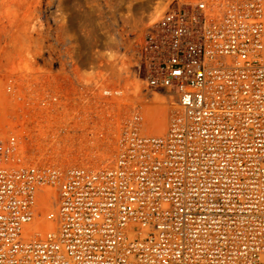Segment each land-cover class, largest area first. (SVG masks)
<instances>
[{
    "label": "built area",
    "instance_id": "obj_1",
    "mask_svg": "<svg viewBox=\"0 0 264 264\" xmlns=\"http://www.w3.org/2000/svg\"><path fill=\"white\" fill-rule=\"evenodd\" d=\"M157 25L147 85L178 105L163 134L135 112L112 164L62 168L0 131V264H264V0L183 2Z\"/></svg>",
    "mask_w": 264,
    "mask_h": 264
},
{
    "label": "rangeland",
    "instance_id": "obj_2",
    "mask_svg": "<svg viewBox=\"0 0 264 264\" xmlns=\"http://www.w3.org/2000/svg\"><path fill=\"white\" fill-rule=\"evenodd\" d=\"M183 2L195 0H0V131L22 137L34 163L62 168L112 164L135 112L144 132L163 134L177 100L147 78L166 57L157 21ZM8 80L33 108L1 90Z\"/></svg>",
    "mask_w": 264,
    "mask_h": 264
},
{
    "label": "bare ground",
    "instance_id": "obj_3",
    "mask_svg": "<svg viewBox=\"0 0 264 264\" xmlns=\"http://www.w3.org/2000/svg\"><path fill=\"white\" fill-rule=\"evenodd\" d=\"M0 72H1V68H0ZM1 74V73H0ZM2 75V74H1ZM8 82H9V80H8ZM13 84V83H12ZM169 97H171V96H169ZM153 98H154V96H153ZM177 100V99H176ZM154 103H163V101L161 100V99H159L158 101H157V99H154V101H153ZM166 103H169L168 101L166 102ZM161 105H163V104H161ZM167 104H165V106H166ZM170 105V104H169ZM164 106V105H163ZM150 111V110H149ZM156 111H154V113H155ZM171 113V112H170ZM173 113V112H172ZM154 127H155V125H154ZM122 128V127H121ZM117 130H119V129H117ZM156 130V129H155ZM158 130H161V127L160 128H158ZM115 132V131H114ZM118 133V132H117ZM116 134V133H115ZM116 136H117V134H116ZM115 136V137H116ZM117 138V137H116ZM114 142H116V140L114 141ZM115 150H116V147H115ZM26 156H27V154H26ZM28 157V156H27ZM101 157V156H100ZM106 157V156H105ZM103 158V157H102ZM114 158V157H113ZM104 159V158H103ZM30 160V159H29ZM107 160V157L105 158V161ZM31 161V160H30ZM114 161V160H113ZM31 162H33V161H31ZM111 162H112V160H111ZM38 164V163H37ZM110 164V163H109ZM108 164V165H109ZM43 165V164H42ZM107 165V166H108ZM55 166H57V165H55ZM73 166V165H72ZM79 166V165H78ZM81 166V165H80ZM83 166H87V167H89V168H93L92 166H90V165H83ZM103 166V165H102ZM101 166V167H102ZM105 166V165H104ZM60 167H62V166H60ZM70 167V166H69ZM96 168H97V166H95ZM66 168V167H65ZM99 168V167H98Z\"/></svg>",
    "mask_w": 264,
    "mask_h": 264
}]
</instances>
